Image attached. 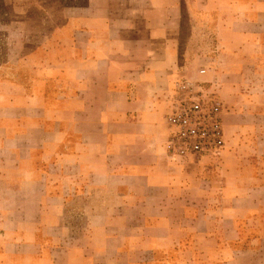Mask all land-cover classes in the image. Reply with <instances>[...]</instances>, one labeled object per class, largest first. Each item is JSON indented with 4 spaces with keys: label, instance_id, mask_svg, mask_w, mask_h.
<instances>
[{
    "label": "crops",
    "instance_id": "0c3cea01",
    "mask_svg": "<svg viewBox=\"0 0 264 264\" xmlns=\"http://www.w3.org/2000/svg\"><path fill=\"white\" fill-rule=\"evenodd\" d=\"M63 16L0 66V264H264V0ZM188 77L221 92L220 160L167 150Z\"/></svg>",
    "mask_w": 264,
    "mask_h": 264
},
{
    "label": "built area",
    "instance_id": "2783aa9c",
    "mask_svg": "<svg viewBox=\"0 0 264 264\" xmlns=\"http://www.w3.org/2000/svg\"><path fill=\"white\" fill-rule=\"evenodd\" d=\"M197 71L198 76L206 74ZM167 123L172 133L167 150L174 160L200 162L220 160L226 148L225 107L216 86L193 77L181 80L172 96Z\"/></svg>",
    "mask_w": 264,
    "mask_h": 264
},
{
    "label": "rangeland",
    "instance_id": "374dc122",
    "mask_svg": "<svg viewBox=\"0 0 264 264\" xmlns=\"http://www.w3.org/2000/svg\"><path fill=\"white\" fill-rule=\"evenodd\" d=\"M83 1L0 0V66L44 43L47 34L62 25L64 13Z\"/></svg>",
    "mask_w": 264,
    "mask_h": 264
}]
</instances>
